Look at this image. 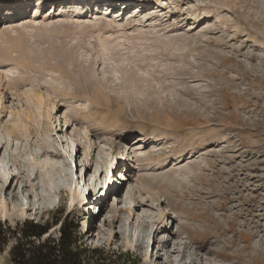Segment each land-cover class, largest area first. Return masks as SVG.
<instances>
[{"label": "rangeland", "instance_id": "rangeland-1", "mask_svg": "<svg viewBox=\"0 0 264 264\" xmlns=\"http://www.w3.org/2000/svg\"><path fill=\"white\" fill-rule=\"evenodd\" d=\"M99 1L0 0V161L17 176L0 264H24L25 222L56 240L59 219L140 264H264V0Z\"/></svg>", "mask_w": 264, "mask_h": 264}, {"label": "trees", "instance_id": "trees-1", "mask_svg": "<svg viewBox=\"0 0 264 264\" xmlns=\"http://www.w3.org/2000/svg\"><path fill=\"white\" fill-rule=\"evenodd\" d=\"M59 224V236L55 239H45L49 226L33 223H24L27 232L23 231L25 241L12 249L14 261L24 264H140L129 255L103 252L96 248L82 245L81 236L74 220L59 219L54 225ZM20 240V239H19Z\"/></svg>", "mask_w": 264, "mask_h": 264}, {"label": "bare ground", "instance_id": "bare-ground-1", "mask_svg": "<svg viewBox=\"0 0 264 264\" xmlns=\"http://www.w3.org/2000/svg\"><path fill=\"white\" fill-rule=\"evenodd\" d=\"M101 2H102V0H101ZM100 1L98 2L99 4L101 3ZM3 2H1L0 3V10H3L4 9V7H3ZM70 4V3H69ZM75 4V6L76 5H78V2H75L74 3ZM16 6H18V9H20V11L21 12H23V10H25L26 9V4H24L22 1H20V3L19 2H17L16 3ZM76 10H77V6H76V9H74L72 12L73 13H78V12H76ZM19 12V11H18ZM78 14H80V13H78ZM68 160V159H67ZM2 162L0 161V191L1 192H4L5 190H7L8 188H10V186H11V184L14 182V180L17 178V176H14V175H12L10 178H7L6 176H4V174H2ZM90 171H91V169H89ZM112 171H110V176H111V179H112V175H113V169H111ZM83 171H84V169H83ZM116 176V175H115ZM123 177V176H122ZM106 178H107V175H105V180H106ZM124 178H125V176H124ZM120 180V179H119ZM87 181H88V183H89V185H90V187H89V190H88V193H89V195L91 194V191H94V189L96 190V187H100L102 184L101 183H99L98 182V179H96V178H94L93 179V177L92 176H88V178H87ZM121 181V180H120ZM105 183H107L106 181H105ZM122 190V189H121ZM121 190H119L118 191V193L121 191ZM87 191V190H86ZM99 192L100 191H98V193L97 194H99ZM82 193V192H81ZM84 193V192H83ZM122 201H123V199H122ZM20 202V201H19ZM22 203V202H21ZM84 206H86L87 205V203H85L84 202V204H83ZM24 206V205H23ZM22 206V207H23ZM1 219L2 220H6V218L4 217V216H2L1 217ZM154 231V230H153ZM131 239L133 240V239H136V241H137V237L135 238V236H131Z\"/></svg>", "mask_w": 264, "mask_h": 264}]
</instances>
